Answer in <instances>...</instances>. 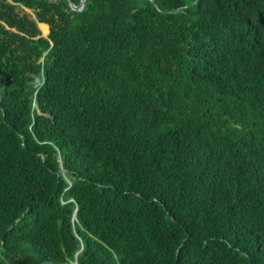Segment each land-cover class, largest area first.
<instances>
[{"label": "trees", "instance_id": "1", "mask_svg": "<svg viewBox=\"0 0 264 264\" xmlns=\"http://www.w3.org/2000/svg\"><path fill=\"white\" fill-rule=\"evenodd\" d=\"M81 2L0 0V264H264V0Z\"/></svg>", "mask_w": 264, "mask_h": 264}, {"label": "water", "instance_id": "2", "mask_svg": "<svg viewBox=\"0 0 264 264\" xmlns=\"http://www.w3.org/2000/svg\"><path fill=\"white\" fill-rule=\"evenodd\" d=\"M85 1H86V0H82L80 6H75V5H73V4H71V6H72V8H73L74 10H81V9L84 7V3H85ZM45 37H47V36H45ZM0 101H1V94H0Z\"/></svg>", "mask_w": 264, "mask_h": 264}, {"label": "rangeland", "instance_id": "3", "mask_svg": "<svg viewBox=\"0 0 264 264\" xmlns=\"http://www.w3.org/2000/svg\"><path fill=\"white\" fill-rule=\"evenodd\" d=\"M45 25V24H44ZM47 26V33H45L42 29V36H48V34H49V32H50V28H49V26L48 25H46Z\"/></svg>", "mask_w": 264, "mask_h": 264}]
</instances>
